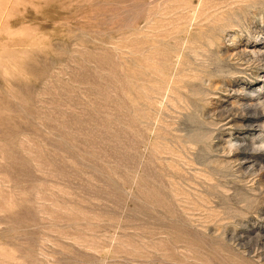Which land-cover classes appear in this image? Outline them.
Instances as JSON below:
<instances>
[{
  "label": "rangeland",
  "instance_id": "rangeland-1",
  "mask_svg": "<svg viewBox=\"0 0 264 264\" xmlns=\"http://www.w3.org/2000/svg\"><path fill=\"white\" fill-rule=\"evenodd\" d=\"M0 264H264V0H0Z\"/></svg>",
  "mask_w": 264,
  "mask_h": 264
}]
</instances>
